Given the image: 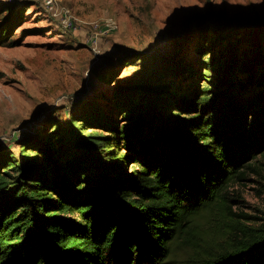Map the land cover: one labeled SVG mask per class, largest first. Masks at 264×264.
<instances>
[{
  "label": "trees",
  "instance_id": "1",
  "mask_svg": "<svg viewBox=\"0 0 264 264\" xmlns=\"http://www.w3.org/2000/svg\"><path fill=\"white\" fill-rule=\"evenodd\" d=\"M253 57L242 84L231 52L202 98L168 102L145 81L124 126L91 121L109 136L51 132L1 160L0 264H264V218L231 208L264 155V51Z\"/></svg>",
  "mask_w": 264,
  "mask_h": 264
},
{
  "label": "rangeland",
  "instance_id": "2",
  "mask_svg": "<svg viewBox=\"0 0 264 264\" xmlns=\"http://www.w3.org/2000/svg\"><path fill=\"white\" fill-rule=\"evenodd\" d=\"M7 21L11 32L0 38V161L21 159L29 143L51 132L109 136L91 121L104 113L124 126L125 97L145 81L159 78L152 86L168 102L202 98L230 69L231 52L242 84L253 56L264 51V0H0V34ZM254 164L258 173L232 188L231 208L264 218V155ZM217 218L214 226L230 222Z\"/></svg>",
  "mask_w": 264,
  "mask_h": 264
},
{
  "label": "built area",
  "instance_id": "3",
  "mask_svg": "<svg viewBox=\"0 0 264 264\" xmlns=\"http://www.w3.org/2000/svg\"><path fill=\"white\" fill-rule=\"evenodd\" d=\"M108 26L111 28V29H118L119 26H118V23L113 20V19H109L108 20ZM98 39V38H97ZM97 43V41H95V44Z\"/></svg>",
  "mask_w": 264,
  "mask_h": 264
},
{
  "label": "water",
  "instance_id": "4",
  "mask_svg": "<svg viewBox=\"0 0 264 264\" xmlns=\"http://www.w3.org/2000/svg\"><path fill=\"white\" fill-rule=\"evenodd\" d=\"M261 26H264V24H262Z\"/></svg>",
  "mask_w": 264,
  "mask_h": 264
}]
</instances>
